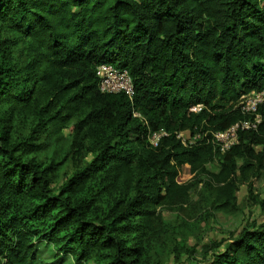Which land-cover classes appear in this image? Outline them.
Masks as SVG:
<instances>
[{"label": "trees", "instance_id": "obj_1", "mask_svg": "<svg viewBox=\"0 0 264 264\" xmlns=\"http://www.w3.org/2000/svg\"><path fill=\"white\" fill-rule=\"evenodd\" d=\"M102 64L127 72L131 100L99 92ZM263 91L264 0H0V264H264V220L197 251L196 224L163 217L199 185L197 205L232 213L241 183L264 214V104L228 152L211 135Z\"/></svg>", "mask_w": 264, "mask_h": 264}, {"label": "rangeland", "instance_id": "obj_2", "mask_svg": "<svg viewBox=\"0 0 264 264\" xmlns=\"http://www.w3.org/2000/svg\"><path fill=\"white\" fill-rule=\"evenodd\" d=\"M65 136H69L68 132H65ZM65 141L69 143V137H65ZM66 148L65 147L63 150ZM65 151L63 152V154ZM49 152H44L43 156L48 155ZM240 164V161H239ZM75 163H65L61 166L59 172V178L61 181L66 178V175L69 174L74 169ZM208 172L216 174L218 172V163L214 161L212 164L206 166ZM191 178V173L188 166H184L180 170L178 177L179 183H185ZM200 186L194 188L191 191L190 197L192 200V205L184 208L183 211H164L163 217L167 221L178 223L182 220L187 221L188 223L198 227V231L195 232V235H192L188 238L187 245L192 247L196 246V250L200 251L202 247L207 246L209 242L219 241V240H228L230 234H237L239 230L244 227V225L251 221L260 222L264 220V214L260 212L258 206L251 200L247 184L241 183L238 185L237 191V209L232 213H222L215 211L213 208H208V205L204 202L201 204L198 203V191ZM253 195L254 197L263 198L264 197V170L259 174V176L253 181ZM41 255V259H44L46 262H49L48 252ZM201 258V257H199ZM197 259L194 257L187 258L183 257V264H195ZM36 264V263H35ZM62 264H70V261L64 262Z\"/></svg>", "mask_w": 264, "mask_h": 264}, {"label": "built area", "instance_id": "obj_3", "mask_svg": "<svg viewBox=\"0 0 264 264\" xmlns=\"http://www.w3.org/2000/svg\"><path fill=\"white\" fill-rule=\"evenodd\" d=\"M96 77L98 79V90L100 93L124 94L130 100L133 97V85L126 71L116 69L110 64H102L96 69ZM262 104H264V91L259 93L251 92L250 94L241 96L236 107L243 114L251 118L238 122L225 131L211 133L212 143L221 155L228 152L238 143L239 131L256 128V125L260 123V117L257 111L258 107ZM200 108V106H196L191 110L197 112ZM165 136H167V133L163 130L151 132L148 135V140L152 147H157L160 139ZM176 137L184 146L193 144L196 139H199V135L192 137L187 131L178 133Z\"/></svg>", "mask_w": 264, "mask_h": 264}]
</instances>
